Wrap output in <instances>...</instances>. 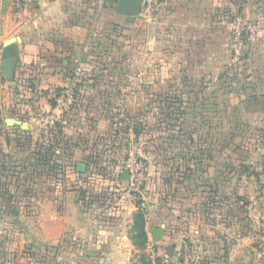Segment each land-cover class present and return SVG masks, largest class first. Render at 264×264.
Masks as SVG:
<instances>
[{
  "label": "crops",
  "instance_id": "1",
  "mask_svg": "<svg viewBox=\"0 0 264 264\" xmlns=\"http://www.w3.org/2000/svg\"><path fill=\"white\" fill-rule=\"evenodd\" d=\"M116 7L0 0V89L10 96L0 103V264H264L263 245L215 212L226 201L195 190L221 152L216 122L235 120L228 107L244 123L264 121V31L232 65L226 24L241 14L264 28V0H161L132 20ZM12 43L9 83L1 54ZM75 75L61 169L27 176L22 157L42 140L34 114L49 105L26 83L41 91ZM129 125L145 163L137 199L121 177Z\"/></svg>",
  "mask_w": 264,
  "mask_h": 264
},
{
  "label": "rangeland",
  "instance_id": "2",
  "mask_svg": "<svg viewBox=\"0 0 264 264\" xmlns=\"http://www.w3.org/2000/svg\"><path fill=\"white\" fill-rule=\"evenodd\" d=\"M2 91L0 89V103H5L10 96ZM226 111L235 120L231 122L230 130L229 123L222 119L221 110L222 118L219 116L216 122V133L219 132L221 136L215 139V147L221 152L211 155L213 163L201 176L208 179V182L200 183L195 190L199 195L213 196L214 202L224 199L225 206H215V212L223 214L228 211L230 222L242 227V232H249L248 236L260 242L264 248V121L242 122L239 120V108L234 104ZM257 117L260 118L259 115ZM245 125L247 132L241 131ZM163 172L159 169L156 172L157 178H162ZM25 174L30 176L27 172ZM154 260L162 264L159 258Z\"/></svg>",
  "mask_w": 264,
  "mask_h": 264
},
{
  "label": "built area",
  "instance_id": "3",
  "mask_svg": "<svg viewBox=\"0 0 264 264\" xmlns=\"http://www.w3.org/2000/svg\"><path fill=\"white\" fill-rule=\"evenodd\" d=\"M51 1V0H46ZM161 0H142L140 13L151 16L159 7ZM227 27L231 39V64L238 65L241 62L247 43L264 31L263 26L257 19H246L241 14L230 17ZM77 69L76 71H78ZM75 73V72H74ZM79 80L71 77L70 82L63 86L50 85L39 91L26 83V91L34 92L44 97L49 108L47 111H38L34 115L39 125L41 141L55 143V156L61 159L65 149V134L68 131V114L73 110L76 103V91ZM131 138L128 140L130 146L122 168L129 173L126 191L134 198H140L145 183V163L141 161L134 150L132 125L127 126ZM60 155V156H59Z\"/></svg>",
  "mask_w": 264,
  "mask_h": 264
},
{
  "label": "trees",
  "instance_id": "4",
  "mask_svg": "<svg viewBox=\"0 0 264 264\" xmlns=\"http://www.w3.org/2000/svg\"><path fill=\"white\" fill-rule=\"evenodd\" d=\"M55 143H48L47 140L35 143L32 150L22 157L24 172L30 175L40 176L45 178L48 174L57 173L61 169V163L59 159L55 156ZM30 142L23 139V146L26 148L30 147ZM2 156H0V159ZM97 179L101 182L102 188L105 190H111L110 179L106 178L104 175L96 174ZM95 180V178H92ZM90 181V180H89ZM84 191V190H83ZM29 189L24 187V193L28 194ZM139 238H143L142 233L138 232ZM142 240V239H141ZM200 264V263H199Z\"/></svg>",
  "mask_w": 264,
  "mask_h": 264
},
{
  "label": "water",
  "instance_id": "5",
  "mask_svg": "<svg viewBox=\"0 0 264 264\" xmlns=\"http://www.w3.org/2000/svg\"><path fill=\"white\" fill-rule=\"evenodd\" d=\"M142 0H117L116 10L119 14H123L128 16L130 20H132L139 12L141 8ZM15 47V44L12 43L6 47V49L1 54V73L4 78L9 82L13 83V73H12V51ZM8 124H20L18 121H14L13 119L7 120ZM121 177L124 179L129 178V173L127 170H124L121 174ZM154 239H159V229H153L151 231Z\"/></svg>",
  "mask_w": 264,
  "mask_h": 264
}]
</instances>
